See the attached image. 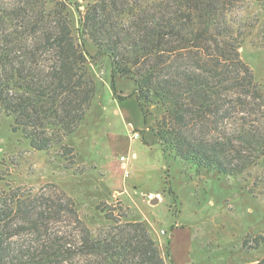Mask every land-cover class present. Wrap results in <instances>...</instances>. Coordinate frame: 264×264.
<instances>
[{
    "label": "trees",
    "instance_id": "1",
    "mask_svg": "<svg viewBox=\"0 0 264 264\" xmlns=\"http://www.w3.org/2000/svg\"><path fill=\"white\" fill-rule=\"evenodd\" d=\"M246 2L264 10V0H92L75 8V28L69 0L1 2L0 112L31 150L58 148L70 169L76 156L63 140L95 96L90 64L107 59L112 79L133 84L129 96L112 86L113 95L133 99L145 126L149 109L160 108L148 129L165 157L197 175L241 176L264 158V123L237 116L256 102L264 115V90L239 52L253 35L264 45V23L232 19ZM96 209L105 223L92 230L53 185L0 190V264L173 263L144 222L120 206ZM244 246H264V230Z\"/></svg>",
    "mask_w": 264,
    "mask_h": 264
},
{
    "label": "rangeland",
    "instance_id": "2",
    "mask_svg": "<svg viewBox=\"0 0 264 264\" xmlns=\"http://www.w3.org/2000/svg\"><path fill=\"white\" fill-rule=\"evenodd\" d=\"M6 1L0 0V4ZM69 1L76 4L69 9L72 28H75L76 9L83 11L92 0ZM233 11V20L254 21L256 26L264 23V10L259 4L246 2ZM258 29L255 27L251 32ZM239 52L264 90V45L253 35L244 41ZM89 68L96 85L95 96L81 129L63 140L76 156L70 169H66L65 161L58 157V148L48 152L31 150L21 133L12 130L11 118L0 112V190L19 188L34 194L48 184L53 185L74 200L80 217L92 230L105 223L96 209L98 204L120 206L129 221L143 219L147 222L163 254L168 247L172 264H245L262 258L264 246L251 250L245 248L244 242L264 230V158L241 176L215 172L197 175L193 169L165 157L161 151L155 154V145L145 144L151 140L148 128L161 114L160 108L155 106L149 109L150 116L142 132L118 126L104 134L109 120L102 110L107 109L111 101L112 86L119 94L133 84L122 78L112 79L107 59L91 63ZM256 104L242 112L237 110V116L260 127L264 115L258 109L259 103ZM233 106L237 107V102L233 101ZM139 116L143 125V117ZM95 128L103 138L95 139ZM134 134H138V139H133ZM129 151L137 154L136 160L128 155ZM121 157L129 159L128 169L124 168L127 175L118 163V160L122 163ZM115 182L117 191L125 189L122 199L126 206L117 192L109 196ZM149 191L158 194L151 196ZM152 198H157L158 202L152 203ZM58 226L59 223L54 225Z\"/></svg>",
    "mask_w": 264,
    "mask_h": 264
},
{
    "label": "crops",
    "instance_id": "3",
    "mask_svg": "<svg viewBox=\"0 0 264 264\" xmlns=\"http://www.w3.org/2000/svg\"><path fill=\"white\" fill-rule=\"evenodd\" d=\"M119 86H121V88H122V85H119ZM121 90L123 91L125 89H121ZM132 91H133V86L129 87L127 89V91H125V93L120 92L119 94L118 93H116V94L124 97V96H129L132 93ZM110 99H111V101H110L107 109H105V110L103 109L102 110L104 116L107 115V118L109 120L107 122V125L103 129L104 134L109 133L110 131H112V128L114 129V128L118 127V126H120L121 128L124 127L125 129L131 127L132 129H134L136 131L142 132L143 127L145 125L144 124L141 125L140 116H139V114L141 115V113H140L139 108L137 107L135 101L134 100L132 101V100H129V99L119 100L113 94H112V97ZM117 124H119V125H117ZM81 127H82V124H80V126L78 127V129H76V131L74 133L78 132L81 129ZM146 132L147 131H145L143 133L144 140H145V133ZM148 133L151 134V136H150L151 140L147 141V142H152L151 146L155 145V147H156L155 154L158 155V153H160V151H161L160 150V146L157 143L154 142L152 133L149 132V131H148ZM95 134H96V136L95 135L94 136H95L96 140L97 139H101V137L102 138L104 137V136L99 135V132L97 131V128H95ZM113 135H116V134H113ZM67 139H66V141H67ZM114 139L117 140L116 136H114ZM130 141H134V140L130 139ZM150 149L154 151V147H151ZM161 153H162V151H161ZM129 154H130V157H132L133 159L136 160L137 154L135 152H130L129 151L128 155ZM128 157H127V169H128V162H129ZM118 163L120 164L121 169H123V171H124L125 169L123 167V164L120 163L119 160H118ZM160 168L161 169L163 168L162 167V163L160 165ZM123 173H125V171ZM122 179H123V176H122ZM116 185H117V182L112 184L113 190H112V192L110 193L109 196H111V194H114V193L117 192V194H119V196H120L121 202L126 206L125 200L122 199V195H123V193H125V189H123V191H117V186ZM148 194H150L151 196H155L158 193L156 191L155 192L154 191H149ZM143 201H145V200H143ZM151 202L155 203V202H158V200H157V198H152ZM138 221H142L148 226L147 222L143 221V219L142 220H138ZM149 228L150 227H148V229Z\"/></svg>",
    "mask_w": 264,
    "mask_h": 264
},
{
    "label": "built area",
    "instance_id": "4",
    "mask_svg": "<svg viewBox=\"0 0 264 264\" xmlns=\"http://www.w3.org/2000/svg\"><path fill=\"white\" fill-rule=\"evenodd\" d=\"M133 139H138V134H134L133 135ZM120 161L122 162V164H123V167L125 168V169H127V163H126V158L125 157H121L120 158ZM125 174L127 175V172H125ZM164 232L162 231V234H163Z\"/></svg>",
    "mask_w": 264,
    "mask_h": 264
}]
</instances>
